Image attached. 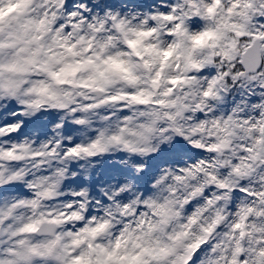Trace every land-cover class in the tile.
Listing matches in <instances>:
<instances>
[{"label":"snow or ice","instance_id":"obj_1","mask_svg":"<svg viewBox=\"0 0 264 264\" xmlns=\"http://www.w3.org/2000/svg\"><path fill=\"white\" fill-rule=\"evenodd\" d=\"M0 264H264V0H0Z\"/></svg>","mask_w":264,"mask_h":264}]
</instances>
